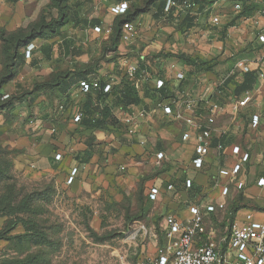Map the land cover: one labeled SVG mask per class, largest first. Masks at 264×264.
<instances>
[{"label": "rangeland", "instance_id": "rangeland-1", "mask_svg": "<svg viewBox=\"0 0 264 264\" xmlns=\"http://www.w3.org/2000/svg\"><path fill=\"white\" fill-rule=\"evenodd\" d=\"M74 1L69 0L71 5ZM245 1L246 4L257 7L253 13L255 17L249 21L250 23L244 24V30L248 31L245 35L243 27L229 28L228 26L229 30L225 28L224 31V27L241 9L237 5H243V0L215 1V13L212 20L217 17L218 22L213 24L217 26L214 30L220 29L219 34L223 33V38L225 36L226 38H221V40L218 36L219 39H214V41H204L202 34L195 29L187 35L172 29L169 24L167 26L161 24L162 28L154 27L159 37L162 38L157 39L149 32L152 29L147 30V17H151L149 14L151 12L148 13L144 9L148 7L151 10L152 8L147 5L146 0H135L133 4L127 3L125 4L127 8L138 13L135 20L137 25L139 23L137 37L128 42L125 50H118L117 45L114 46L110 40L111 34L104 35L103 27L100 31L92 28L91 33L95 35L87 49L91 54V61L86 65L90 68V76L105 79L112 87L122 83L123 80L133 81L142 99V104L151 101L154 94L147 88L149 82L147 78L136 79V76H131L128 72L129 66L138 61V54L148 55V51L144 52L147 45L140 40L141 36L150 38V42L160 43L162 48L160 46L158 49L161 48V52L199 55L203 51L205 55L210 54L212 58L222 61L223 64L229 62L228 67L235 57H249L252 58L249 59L251 68L264 73V45L258 38L259 33L264 30V0ZM95 10L96 6H92L86 12L90 13ZM51 12L55 16L58 14L56 10H51ZM47 14L49 15L48 10ZM116 17L118 15L111 10V7H108L103 16L104 26H111ZM141 26L144 29L140 31ZM164 27L168 29H163ZM64 29L61 31V37L66 35L65 32L68 34V26ZM67 41L66 39L64 43L55 45L53 53L56 57L60 54V58L57 61L54 60L51 66L65 70L71 67L68 57L71 49ZM63 44L65 55L61 52ZM76 46L82 48L83 44L78 43ZM237 82L238 80L235 84ZM259 82L260 78L258 84L262 86L261 94L264 100V81ZM33 86L34 84H30L21 91H30ZM74 94H76V99H81L83 96L79 92ZM67 97L69 98V94ZM28 105V119L39 116L41 108L35 111V109L32 110L30 104ZM54 105L55 103L48 102L45 108ZM128 107L132 106H118L116 114L125 113ZM117 119L119 121L116 128L109 130L103 142L104 146L98 148L92 161L81 168L72 167L65 179L53 175L26 177L20 170L13 167L10 175L14 177L18 187L24 189L25 192L39 193L36 202L39 206V217L43 218L47 225L52 226L48 233L51 235L50 239L53 244L52 246L37 245V243L26 240L21 246L19 242L8 244L6 241H0V264H135L139 259L153 256L156 250L155 241L142 236L134 238L130 235L129 229L134 226L135 221H140L151 229L161 231L163 217L170 212L167 203L169 198L179 204L175 208L176 213H171L177 215L179 212L182 216L181 214L178 216L184 217V211L189 208V203L183 200L187 197V193L180 189L183 188V179L190 173V165L187 164L189 157L186 152L174 144L173 139L168 138L173 134L170 121L162 119L161 122L156 121L143 126L137 133L139 139L145 137L146 142L141 146L136 138L128 136L131 127L126 117ZM9 142H11L10 147H15L13 141L9 140ZM161 151L165 156L159 158L158 153ZM261 166L259 168H262ZM75 167L77 171L73 174ZM71 175L75 177L73 183H69ZM154 182L164 187L170 183L175 185L176 191L168 192L165 195L167 198L164 197L165 202L163 203L167 207L162 206V202L149 200V187ZM216 189L218 188L213 185L206 189L204 195L198 192V196L206 198ZM237 190L235 195L244 194V188ZM215 199H220V197ZM232 199L227 195L220 200L225 202L224 207H218L216 213L207 218L208 228L216 227L220 233L227 231L231 222L230 207L234 203ZM252 200L253 202L240 206L238 218H243L250 208H254L255 203L264 206L263 197ZM257 218H264V211L258 213ZM4 219V217L0 218V229ZM23 230L19 227L13 233ZM28 257H33V261L28 263L26 260Z\"/></svg>", "mask_w": 264, "mask_h": 264}, {"label": "crops", "instance_id": "crops-1", "mask_svg": "<svg viewBox=\"0 0 264 264\" xmlns=\"http://www.w3.org/2000/svg\"><path fill=\"white\" fill-rule=\"evenodd\" d=\"M48 3L49 0H0V28H5L7 31L12 32L21 27H27L40 17ZM127 3L128 2H118L116 0H100V3L99 0H75L70 15L71 20L67 25L62 27V30H65L64 28L68 26V34L65 32V36H57L48 41L41 39L33 40L29 45L33 47V56L27 58L26 62L19 67L17 75L3 88V91L10 95H22L27 91H21V89L30 84L41 82L44 78H49L51 74L65 70L51 65L54 60L57 61L58 58H60V54L56 57L53 53L55 45L64 43L66 39L70 45L69 49H71L68 54L71 67L66 70H69L70 77L76 74V71L82 70L78 67L82 65L84 66L91 61V54H89L87 49L95 35L94 33H91L92 28L95 29L96 26H99L100 28L103 27L105 29L104 35L108 36L111 31V26H104L103 16L105 11L108 7L112 8L115 4L125 5ZM214 3L206 4L205 6L198 4V6L196 5L191 12L196 17L197 26L195 30L202 34L201 37L204 41H214V39H219L218 36H220V39L226 38V36L224 38L221 37V34H219L220 29L214 30L217 28V26H213L214 23L212 20L214 17L213 14L215 13ZM92 6H96V10L87 13L86 11L92 8ZM173 12L174 16H177L175 10ZM149 14L151 17H147V30H155L154 27L162 28V25L164 24H166L165 26L169 24L172 26V29L176 30V26L173 22L168 21L167 17L156 18L153 14ZM235 16L236 14L233 18ZM253 17H255V15L241 17L235 20L232 18L231 21H233V24L229 26V28L243 27L244 30V24L250 23L249 21ZM94 18H99L101 23L96 24L93 22L92 19ZM76 20L82 22L77 24ZM141 27H139L140 31L144 29L143 26ZM163 29H168V27H164ZM152 30L149 32L155 36V38L162 39L159 37V33H157L156 30ZM247 32L246 29L243 34L245 35ZM189 33L191 32L185 34L188 35ZM140 40L146 43L147 46L144 52L148 51V55H137V62L139 63L138 74L141 76L140 73L145 70L149 75H154V80L149 82L147 86L150 87L153 92L155 91L153 97L155 98L157 95L156 91L160 89L156 87L155 79L162 78L166 81L164 86L166 88V95L165 97H163L164 95L160 96V100H165V103H174L173 106L176 107V102L178 106H180L184 94H189L195 99H200L198 113L202 115V120L205 121V124L211 130L213 145L207 156L205 167L201 170L196 169L191 163V159L195 153L197 131L195 129H190L183 121L167 117L160 108H157L156 103H154L159 100L154 101L153 99L142 105H146L148 108L156 106V111L152 116L139 118L136 133L133 135L128 134V136L136 138L138 143L142 146L139 141L140 139L145 140V137L139 139L137 133L143 128V126L156 121L161 122L163 120L172 123L171 131L173 134L169 135L168 138L173 139L175 142L174 144L187 153L189 157V163L187 164L190 165V173H188L186 177H191L194 180L193 188H196V192L188 193V188L183 183V190L181 191L187 193V197L183 200L189 203V207L194 202H202L204 204L210 201H220L223 199L222 188L220 185H214V187L218 189L211 192L206 198L198 195L200 192L204 195L206 189L211 187L213 183H216L219 167H227L237 158V156L233 154V149L236 145L240 146L242 152L246 151L250 154V160L245 163L237 176V182H244L243 192L246 198L245 201L261 199L262 197L264 198V185H259V179L264 177V100L262 99L261 94L262 86L257 84L251 89L254 92V101L247 108L241 109L238 115H235L233 111L234 102L242 97L244 92L241 95L235 94V81L239 80L244 72H235L228 77L225 85L219 86L220 81L235 69V64L238 61L248 59L249 63V59L251 60L252 58L235 57L232 59L229 67V62L223 64V62L220 61V63L215 65L212 70H199L191 63L176 56H166V54H163L169 52H161L162 46L160 43L154 41L150 42V38L144 36H141ZM78 43L83 44V47H77L76 45ZM127 44L128 42L121 40L118 50H125ZM45 46L46 48H50V51L46 50L45 52V50H43V47ZM160 46L161 48L158 49ZM62 48L63 51L61 52L65 55L64 44ZM136 52L138 53V49ZM172 53L177 54L175 52ZM191 54L192 53L189 55ZM191 56L204 60L215 59V62L218 61V59L212 58L210 54L208 56L205 55L203 51H201V54L199 55L193 54ZM79 61H82L83 63L80 64ZM2 69L3 54L2 41L0 39V72ZM178 72H183L185 77L183 79H178ZM262 74L264 73H261L259 76L260 82L264 81V76L261 77ZM81 81V78L76 79L75 83H73L69 89V98L71 99V102H68L66 108H63V103H61L60 100L62 98L58 94H41L39 97L35 98L34 101L31 100V97L28 98L27 96H24L15 103V107L11 111H0V129L2 130L1 139L5 144H10L11 142H9V140L13 141L15 148L19 151L14 158V167L20 170L26 177L35 178L53 175L54 177L65 179L72 167L78 166L81 168L83 165L89 164L92 161L93 157L90 162L85 163L81 161V159L76 158L77 154H80L82 157L81 154L89 147L88 145L90 143L92 144L93 156L98 152V148L104 146L103 142L109 134L108 130L85 129L75 120V117L79 112L80 99H76V94L74 93H80ZM108 83L109 82L106 84ZM48 102L55 103V105L45 108L46 103ZM28 104H30L32 110L35 109V111L36 109L38 110L41 108L39 116L31 118L30 121L28 119ZM214 104L218 105V109L212 112L211 107ZM142 105H131L132 107H128L125 113L121 112L120 115L116 114L118 108L115 107L113 109V114L117 118L122 119L123 116H127V113ZM255 114L259 116V122L256 126L252 124V118ZM33 124H36V126H33ZM186 131H190L191 135L189 139L184 140L183 134ZM218 143L224 144V150L219 158L216 155V147ZM58 154L61 155V158H57ZM260 166L262 168H259ZM226 181V177L219 180L220 183ZM152 184L162 186L156 182ZM162 187L164 190L161 191L159 198L156 201L162 202V206L167 207V205L163 203L165 202L163 201L164 197H166V193L176 191V188L172 191H168L166 187ZM237 189H239L237 183H233L230 187L228 196L233 198L232 201L238 197L237 194L235 195V192L238 191ZM212 196H215V198L220 197V199L211 198ZM167 203L169 204V213H176L177 209L175 208L179 205L178 202L169 198ZM243 203L244 201L241 202V205H243ZM240 210L241 209H239V211ZM239 211L237 212L238 214ZM180 214L181 213L177 212V215ZM183 216L182 219H188L191 216L189 208L184 211Z\"/></svg>", "mask_w": 264, "mask_h": 264}, {"label": "trees", "instance_id": "trees-1", "mask_svg": "<svg viewBox=\"0 0 264 264\" xmlns=\"http://www.w3.org/2000/svg\"><path fill=\"white\" fill-rule=\"evenodd\" d=\"M118 2L125 1L130 4H133L135 0H116ZM201 6L206 4H212L214 0H191ZM147 5H150L152 8H146L144 11L151 12L156 18L167 17L168 21L173 22L176 26V30L181 31L182 33H188L196 28L197 22L196 17L191 11L186 14H181L174 16L175 8H171L169 12L165 11L167 0H146ZM240 10L233 18V20L247 17L253 15L257 7L250 6L246 4V1L243 0V5H240ZM49 11V15L47 14ZM51 10H56L57 15L55 16ZM73 6L70 4L69 0H49V3L44 8L40 17L29 24L27 27H21L16 31H7L5 28H0V39L2 41V54H3V69L0 72V111H11L15 107V103L20 100L22 97H31V100L34 101L35 98L39 97L41 94L54 95L58 94L62 99L63 108L67 107L68 102H71V99L68 98L69 89L72 84L75 83L76 79L81 78L90 80L94 77L90 76V68H87L86 65L79 66L82 70L76 71L72 77L69 75V70H62L58 73L51 74L49 78L37 82L34 84L33 88L30 91L23 93L22 95H10L6 94L3 91V88L15 78L17 75L18 69L22 66L26 59V50L28 49L31 42L35 39L41 40H51L54 37L61 36L62 27L67 25L71 20L70 15L72 13ZM52 13V14H50ZM137 11L134 12L132 9L127 8L126 12L119 14L116 17L114 23L111 25L110 31V40L114 46L117 45V49L122 40V28L124 23L133 22L137 19ZM96 24L101 23L99 18L92 19ZM82 21H77L78 24ZM137 25V23H135ZM233 21L227 24L224 27L227 29L228 26H231ZM225 33V32H224ZM222 37L224 36L223 33ZM66 45V44H65ZM69 45V43H68ZM264 45V44H262ZM69 47V46H68ZM43 50L50 51V48L43 47ZM166 56H176L188 63H191L193 66L199 70H212L213 67L220 63L215 59H199L192 57L191 55L185 53H163ZM33 56V50L31 51V56ZM29 57V58H30ZM260 72L257 69H251L247 72H244L242 77L238 80L235 87V94L241 95L247 90L253 89L259 80ZM136 79L141 77L139 74L136 75ZM144 78V77H143ZM154 75L147 76L149 82L150 79H153ZM100 87L92 88L88 92H81L83 95L79 100V112L81 117L78 120V123L82 125L85 129H104L110 130L116 128L118 123L117 117L113 114V109L118 106L127 107L130 105H142V99L136 91V85L133 81L123 80L122 83L114 85L111 91L105 92L104 87L108 81L105 79L99 78ZM148 82V83H149ZM147 83V84H148ZM148 86V85H147ZM152 94H155V91L150 87H147ZM166 88L162 87L156 91L157 95L153 100H159L166 95ZM148 91V92H149ZM66 94V95H65ZM150 94V92H149ZM5 95H8L7 98H4ZM162 97V98H163ZM66 98V99H65ZM30 121V119H29ZM2 130L0 129V218H5L4 224L0 229V240L8 242H19L21 246L27 241H32L37 243V245L52 246L53 242L50 239V234L48 230L52 227L47 225L46 221L43 218L39 217V206L37 205L38 194L36 191L25 192L24 189L18 187L17 183L14 180V177L10 175V171L14 167V158L18 154V149L15 147H10L9 144H5L1 139ZM213 145V143H212ZM89 147L81 154L76 155V158L81 159L83 162H90L93 157L92 144L88 145ZM15 168V167H14ZM75 181V177L71 183ZM185 184V179H183ZM175 186V185H174ZM150 188V187H149ZM243 189V188H242ZM180 190H183L180 189ZM196 188H189L188 193L196 192ZM198 192V191H197ZM242 194V193H241ZM149 196V195H148ZM245 195L240 193L238 197L233 200V204L230 207L231 212V221L234 220L236 213L241 209L245 201ZM150 201H153L149 197ZM244 201L243 205H240ZM241 206V207H240ZM262 207L255 203L254 208ZM264 208V207H262ZM214 215V214H211ZM19 227H22L24 230L13 233ZM159 234V243L163 244L165 242L163 232L157 231ZM33 257H28L26 260L28 263L33 261ZM138 261V260H137Z\"/></svg>", "mask_w": 264, "mask_h": 264}, {"label": "built area", "instance_id": "built-area-1", "mask_svg": "<svg viewBox=\"0 0 264 264\" xmlns=\"http://www.w3.org/2000/svg\"><path fill=\"white\" fill-rule=\"evenodd\" d=\"M217 1V0H214ZM196 3L191 0H167L165 10L169 12L171 8H175L176 15L186 14L193 11ZM240 8V5H237ZM127 7L123 4H115L111 10L119 15L126 12ZM218 18L213 19V23H217ZM95 29L100 31L101 28L96 26ZM137 25L133 22H126L122 28V41L131 42L138 34ZM261 44H264V30L258 35ZM33 47L29 46L26 50V56H31ZM138 62L132 63L128 72L131 76H136L139 72ZM251 70L248 60L242 59L235 64L230 74L226 75L219 86L225 85L226 80L237 71L247 72ZM141 77L147 78L149 73L143 70ZM264 74L261 75L263 77ZM185 74L183 72L177 73L178 79H183ZM99 77L80 82V88L83 92H88L92 88L100 87ZM156 87L162 88L166 81L162 78L155 79ZM111 84L108 83L104 87V91L108 92L111 89ZM5 95L4 98H7ZM183 101L180 106L175 102L176 107L171 103H165V100H160L156 103L157 108H160L163 113L174 120L183 121L190 129H195L196 146L195 153L191 159L193 166L201 170L206 165L207 156L212 147L211 130L202 120V115L198 113L200 99H195L189 94L183 95ZM254 101V92L247 90L242 97L234 102L233 111L235 115L241 109L247 108ZM155 106V107H156ZM155 107L148 108L142 105L135 110L133 109L127 113L126 121L130 125L128 134L136 133V127L139 123V118L149 117L156 111ZM218 109V105L214 104L211 111ZM81 113H78L75 120L78 121ZM259 116L253 115L252 124L257 125ZM190 131L183 134V139L190 138ZM141 144H145L144 139H140ZM224 150V144L218 143L216 147V155L219 158ZM233 154L237 156L229 166H221L218 170L216 183L213 185H220L222 188V197L225 198L230 191L233 183H237L239 189L244 188V182L238 181L237 176L242 167L250 160V154L246 151L242 152L240 146L236 145L233 149ZM165 154L161 151L158 157L162 158ZM57 158H61L58 154ZM77 171L75 167L73 174ZM73 175L69 176V183L73 180ZM226 177L227 181L220 183L219 180ZM194 180L191 177H186L185 186L189 189L193 187ZM259 185H264V177L259 179ZM174 184L170 183L166 186L168 191L174 190ZM163 187L152 184L149 188V197L156 201L159 198ZM224 201H210L207 203L194 202L190 205L191 216L188 219H182L176 214L168 213L163 217L162 232L165 242L159 243V234L155 229H151L146 224L135 221L133 227H130L129 233L134 238L142 236L145 239L150 238L155 241L156 250L153 256H148L144 259H139L135 264H264V218H257V214L264 211V206L250 208L243 218H238L236 213L234 220L230 222L229 227L225 233H220L216 227H207L206 220L211 214H215L218 207L223 208Z\"/></svg>", "mask_w": 264, "mask_h": 264}]
</instances>
